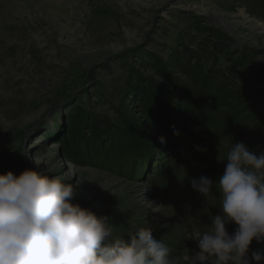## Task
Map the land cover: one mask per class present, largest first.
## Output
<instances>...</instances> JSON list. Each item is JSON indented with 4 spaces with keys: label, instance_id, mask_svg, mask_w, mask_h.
Returning a JSON list of instances; mask_svg holds the SVG:
<instances>
[{
    "label": "rangeland",
    "instance_id": "374dc122",
    "mask_svg": "<svg viewBox=\"0 0 264 264\" xmlns=\"http://www.w3.org/2000/svg\"><path fill=\"white\" fill-rule=\"evenodd\" d=\"M131 1L0 0V174L61 176L71 203L117 231L150 227L175 264H193L187 236L220 195L191 181L218 180L235 143L264 152V0H157L142 17ZM174 127L191 141L183 159ZM115 134L129 147L114 171L93 151Z\"/></svg>",
    "mask_w": 264,
    "mask_h": 264
},
{
    "label": "clouds",
    "instance_id": "9594fccd",
    "mask_svg": "<svg viewBox=\"0 0 264 264\" xmlns=\"http://www.w3.org/2000/svg\"><path fill=\"white\" fill-rule=\"evenodd\" d=\"M220 161L226 164L218 180L191 181L202 196L213 185L220 195L219 213L187 236L199 250L193 264H261L264 249L250 257L249 250L253 240L264 243V152L235 143ZM73 197V185L61 176L28 168L0 174V264H175L150 227L117 231L108 217L71 203Z\"/></svg>",
    "mask_w": 264,
    "mask_h": 264
},
{
    "label": "trees",
    "instance_id": "16d2710c",
    "mask_svg": "<svg viewBox=\"0 0 264 264\" xmlns=\"http://www.w3.org/2000/svg\"><path fill=\"white\" fill-rule=\"evenodd\" d=\"M150 115H152V114H150ZM257 115H260V114H257ZM210 125L211 126L208 129V131H213L214 132V131H216L219 128L218 126H216L213 123L210 124ZM169 132H170V134H172L173 139L179 137L177 139V141H176V144H178L179 147L176 148L174 154H176V155L180 154L182 152L184 143L185 142L188 143V142H191V141H188V139L185 138V136H183L181 138L182 134H181V132L179 131V129L177 127H174V129L171 128V130ZM174 132H178V135L174 134ZM117 136L118 137H116V134H115V136L112 139V141L110 143H107L106 146H104L107 149V153L106 154H103L101 152V149H97V150L93 151L94 153H98L96 156L94 155V157L98 158V160H100V161H104L103 158H104L105 155H107L108 157H107V159L105 160L104 163L109 165L111 168H112V166H114L113 167L114 171L119 168L120 163L122 161H125V159H124V157H122V155H123V152L125 150H128V147H129V146H127L128 138H124L125 136H123V135H117ZM253 137L255 139H257V138H259V135L253 134ZM173 139H171V140H173ZM102 150H103V148H102ZM203 150H204V152H203V154H204V153H212L211 151L213 149L211 147H209V145H205ZM201 152L193 153L192 155L187 156L185 158H189L190 160H194ZM119 158H121L122 160H120ZM163 162H165L164 157H157L155 159V161L150 164L151 173H153V176H155V178H159L161 176ZM126 171H128V170H124V173H126Z\"/></svg>",
    "mask_w": 264,
    "mask_h": 264
},
{
    "label": "bare ground",
    "instance_id": "6f19581e",
    "mask_svg": "<svg viewBox=\"0 0 264 264\" xmlns=\"http://www.w3.org/2000/svg\"><path fill=\"white\" fill-rule=\"evenodd\" d=\"M159 3L157 0H151V1H146V0H132L130 2V7L131 10L136 12L137 17H142L149 9H154L157 8ZM193 259L196 260L197 258V253L194 252L192 254Z\"/></svg>",
    "mask_w": 264,
    "mask_h": 264
}]
</instances>
